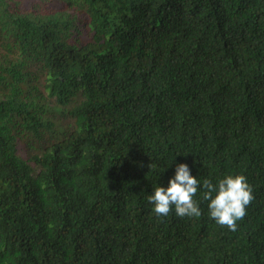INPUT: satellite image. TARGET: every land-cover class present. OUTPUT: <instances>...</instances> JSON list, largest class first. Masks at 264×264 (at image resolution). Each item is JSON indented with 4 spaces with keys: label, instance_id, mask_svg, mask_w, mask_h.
Returning <instances> with one entry per match:
<instances>
[{
    "label": "trees",
    "instance_id": "obj_1",
    "mask_svg": "<svg viewBox=\"0 0 264 264\" xmlns=\"http://www.w3.org/2000/svg\"><path fill=\"white\" fill-rule=\"evenodd\" d=\"M179 164L235 232L153 214ZM0 264H264V0H0Z\"/></svg>",
    "mask_w": 264,
    "mask_h": 264
},
{
    "label": "clouds",
    "instance_id": "obj_2",
    "mask_svg": "<svg viewBox=\"0 0 264 264\" xmlns=\"http://www.w3.org/2000/svg\"><path fill=\"white\" fill-rule=\"evenodd\" d=\"M198 190L202 199L208 202L209 219L233 232L254 199L244 175H228L215 184L205 179L201 184L191 175L187 164H179L174 176L168 180L167 188L157 186L153 194L147 196V201L153 206L152 212L157 218L167 217L173 210L179 218L200 217L201 210L194 199Z\"/></svg>",
    "mask_w": 264,
    "mask_h": 264
},
{
    "label": "rangeland",
    "instance_id": "obj_3",
    "mask_svg": "<svg viewBox=\"0 0 264 264\" xmlns=\"http://www.w3.org/2000/svg\"><path fill=\"white\" fill-rule=\"evenodd\" d=\"M20 153L21 154H24L25 153V150L23 149V147H20Z\"/></svg>",
    "mask_w": 264,
    "mask_h": 264
}]
</instances>
